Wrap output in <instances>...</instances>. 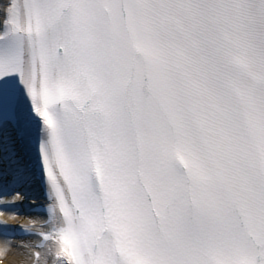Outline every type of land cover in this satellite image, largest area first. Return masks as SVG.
<instances>
[{
  "label": "snow or ice",
  "instance_id": "6c2138e0",
  "mask_svg": "<svg viewBox=\"0 0 264 264\" xmlns=\"http://www.w3.org/2000/svg\"><path fill=\"white\" fill-rule=\"evenodd\" d=\"M26 201L34 264H264V0H0V207Z\"/></svg>",
  "mask_w": 264,
  "mask_h": 264
},
{
  "label": "bare ground",
  "instance_id": "6f19581e",
  "mask_svg": "<svg viewBox=\"0 0 264 264\" xmlns=\"http://www.w3.org/2000/svg\"><path fill=\"white\" fill-rule=\"evenodd\" d=\"M9 202H13L11 197L7 198ZM18 203V202H17ZM22 205V204H21ZM1 208V207H0ZM10 217L17 215L15 213H21L25 210L24 206H19L18 209H5L2 207ZM10 223H14V220L7 217ZM17 220L20 223H25V218L17 215ZM15 224V223H14ZM34 241L31 238H24L21 241H12L9 239L0 240V259L4 264H32V248ZM18 244V245H17ZM5 248L7 251L5 252Z\"/></svg>",
  "mask_w": 264,
  "mask_h": 264
}]
</instances>
